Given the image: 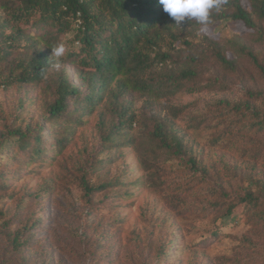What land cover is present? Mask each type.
<instances>
[{"label": "rangeland", "instance_id": "rangeland-1", "mask_svg": "<svg viewBox=\"0 0 264 264\" xmlns=\"http://www.w3.org/2000/svg\"><path fill=\"white\" fill-rule=\"evenodd\" d=\"M243 4L250 9V0ZM202 27L188 26L194 45L179 43L178 66L203 45L204 56L211 54L215 41L240 62L237 73L216 68L229 82L228 90L177 91L157 102L134 92L129 101L142 121L114 143L105 140L115 118L109 94L83 115L82 124L60 120L55 128L43 120L48 135L43 142L53 150L43 159L30 160L18 151L16 140L5 142L0 264H264V203L251 209L242 203L233 216L226 214L225 204L213 207L227 199L221 186L231 199L247 190L264 198V131L255 133L249 129L250 115L240 120L221 103L245 100L253 86L264 90L263 77L246 54L237 52L238 45L252 47L264 61V41L238 21ZM63 39L72 47L75 33ZM60 63L59 70L50 71L52 77L63 73L80 84V66ZM43 95L44 83L1 88L0 133L23 118H42ZM254 103L264 111V98ZM175 107L184 110L175 116ZM147 114L167 118L187 155L196 157L206 172L188 165V156L162 149L150 134L154 123ZM65 127L71 133L60 151L51 130L61 135ZM85 181L106 188L87 193Z\"/></svg>", "mask_w": 264, "mask_h": 264}, {"label": "trees", "instance_id": "trees-1", "mask_svg": "<svg viewBox=\"0 0 264 264\" xmlns=\"http://www.w3.org/2000/svg\"><path fill=\"white\" fill-rule=\"evenodd\" d=\"M250 1L249 9L243 0H227L219 13L212 12L210 24L226 20L242 22L254 30L257 40L264 41L261 25L264 0ZM174 23L158 0H0V89L44 83L43 104L46 105L39 120L27 122L23 118L21 124L14 122L0 133L1 161L5 158L1 154L7 140H16L18 151L29 154L30 160L43 159L53 151L43 142L48 137L46 123H52L55 128L59 127L60 120L70 121L72 125L82 124L83 115L93 112L107 94L111 95L115 118L105 140L114 143L117 136L127 137L133 126L142 121L133 102L129 101L134 92L157 102L162 96L177 91L228 90L229 82L222 74L217 75L216 68L237 73L240 62L212 41L211 54L207 51L204 56L207 44L203 45L198 54L185 56L184 66H178L177 46L179 43L194 45V41L188 39L191 35L188 26L199 24L195 20H186L181 26ZM71 32L75 33V39L70 42L74 45L67 47L63 36ZM57 43H63L66 49L60 62L68 60L80 66V84L73 83L63 73L54 77L50 74L55 63L50 47ZM237 52L246 54L264 79L261 56L252 47L238 45ZM247 94L245 100H222L221 103L235 111L240 120L250 115L249 129L262 133L264 111H258L254 102L264 98V90L253 86ZM182 110L184 108L175 107L172 112L178 116ZM144 116L154 123L150 134L162 149L188 156L183 139L167 118ZM55 130H51L56 140L54 146L61 151L65 147V136L71 131L65 127L60 135ZM186 163L196 171L206 172L205 168L199 169L192 155ZM83 186L87 193L106 188L92 186L87 181ZM220 190L227 199L213 207L227 205L229 216H233L242 203L250 209L264 203L263 196L252 190L238 195L236 200L227 195L223 186ZM259 217L262 218V214ZM18 239L16 236V244Z\"/></svg>", "mask_w": 264, "mask_h": 264}, {"label": "clouds", "instance_id": "clouds-1", "mask_svg": "<svg viewBox=\"0 0 264 264\" xmlns=\"http://www.w3.org/2000/svg\"><path fill=\"white\" fill-rule=\"evenodd\" d=\"M158 2L168 17L174 20V24L181 26L186 20H195L204 26L201 31H205L206 26L211 23L212 12L219 13L227 0H158ZM50 48L52 58L55 60L52 66L59 70L60 61L65 55V46L63 43H57Z\"/></svg>", "mask_w": 264, "mask_h": 264}]
</instances>
